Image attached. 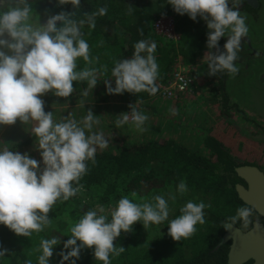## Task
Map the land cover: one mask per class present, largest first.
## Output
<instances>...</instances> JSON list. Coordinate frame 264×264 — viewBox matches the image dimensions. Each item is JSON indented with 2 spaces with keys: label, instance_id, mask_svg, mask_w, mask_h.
<instances>
[{
  "label": "clouds",
  "instance_id": "obj_1",
  "mask_svg": "<svg viewBox=\"0 0 264 264\" xmlns=\"http://www.w3.org/2000/svg\"><path fill=\"white\" fill-rule=\"evenodd\" d=\"M242 3L244 0H167L175 13L186 14L194 22L198 17L205 21L209 76L224 71L235 75L239 71L235 62L248 35L245 17L239 9ZM58 4H71L77 9L81 0H58ZM31 12L29 0H0V125H14L18 120L22 124L35 121L32 132L38 139L36 150L40 156L37 160L28 152L0 149V225L24 237L43 231L51 222L48 214L53 206L83 189L80 181L88 172L87 162L95 164L97 149L108 147L102 132H92L99 120L91 109L82 121L83 126L71 119L55 122L52 111H45L42 99L49 92L57 97H69L76 81L86 80L91 89L97 86L96 69L77 70V60L92 63L95 59L90 56L81 29L85 24L94 29L96 16L106 15L107 7L86 14L79 21L71 18L74 12L61 11L50 15L44 24H34ZM223 37L227 39L221 48L219 42ZM156 49L155 41L136 42L132 57L114 64L111 75L115 86L109 79L104 81L107 93L156 94L159 76ZM179 65L192 66L178 61L175 69ZM189 72L195 81L192 71ZM129 108L130 112L120 114L117 127L131 122L137 130L144 131L148 116L138 111L135 104ZM187 190L182 180L177 192L182 195ZM154 200L155 203L137 204L122 197L111 211V219L103 214V206L87 211L71 227V235L58 253L55 250L61 244L60 238L41 240L38 264H51L54 253L60 257L59 264H77L85 248L92 249L97 261L111 264L110 256L125 251L124 247L114 245L122 232H131L137 222H142L146 229L168 220V201L160 195ZM205 208L203 202H187L180 209L181 215L168 222V235L174 241L190 238L197 231L196 226L204 224ZM251 215L250 207H240L230 218L231 223L240 220L247 227ZM7 251L0 246V257Z\"/></svg>",
  "mask_w": 264,
  "mask_h": 264
},
{
  "label": "trees",
  "instance_id": "obj_2",
  "mask_svg": "<svg viewBox=\"0 0 264 264\" xmlns=\"http://www.w3.org/2000/svg\"><path fill=\"white\" fill-rule=\"evenodd\" d=\"M29 4L34 24H44L50 15L61 11L74 12L71 18L79 21L85 19L86 14L91 15L99 8L107 7L106 15L96 16L94 29H90L87 24L81 29L83 38L89 44L90 56L95 59L92 63L77 60V70L96 69L99 84L108 79L114 80L111 73L115 62L131 58L136 42L144 39L156 42L155 56L159 65L156 94L125 92L105 97L103 88L98 93L96 90V99L92 100V103L100 107L107 106L116 95L126 105L153 100L171 77L178 61L193 65L199 55L205 54L208 57V29L205 21L198 17L194 22L186 14L181 16L175 13L167 0H150L142 4H139V0H81L77 9L71 4L60 5L58 0H29ZM242 4L245 6L243 10H250L246 2ZM161 16L175 17L176 30L180 35L177 44L166 43L155 33L153 23ZM220 43L222 48L223 38ZM218 73L222 83L221 97L224 99L223 111L218 117L221 118L223 127L221 133L215 134L212 130L208 132L209 135L203 140L205 154H199L174 139L151 140L141 144L127 142L117 153L111 150L96 152L95 164L87 162L88 172L80 181L83 185L80 193L67 201H58L50 211L51 224L57 218L60 219L55 229L44 228L30 237L17 236L10 230H0V246L8 250L4 257H0V264H27L28 261L38 264L41 240L53 236L60 238L61 244L55 250L58 253L63 242L71 235V227L87 211L103 206V214L111 219V211L120 198L126 196L134 203L143 204V198H147L148 203H155L154 197L157 195L163 196L170 207L175 206L174 211L169 214L167 221L159 225H151L145 229L142 222H137L131 232H122L114 245L117 248L124 247L125 251L119 256H110L111 264H228L231 242L223 244L218 250L216 248L227 232L226 224L244 227L242 221L237 220L232 224L230 218L236 215L238 208L249 207L238 196L236 187L243 181L236 170L242 166H257L264 171V146L248 142L243 137L244 142L237 143L230 136L233 128L222 119L229 115L230 107L236 109L235 105L230 106V97L226 94V79L232 74L226 71ZM112 84L114 87L115 84ZM73 87V93H79L88 88V83L86 80L76 81L73 82ZM42 99L47 112L59 97L49 92ZM89 109L95 110L96 106H87L81 110L86 115L85 111ZM55 117L57 121L59 117L56 112ZM3 126L5 125H0ZM233 131V138L237 139L240 134ZM34 145H38V139L31 131L27 138L21 139L11 150L34 149ZM182 180L187 184L188 190L181 195L177 192V186ZM172 195L176 197L174 200L169 198ZM83 196L88 200L84 204L81 200ZM189 201L203 202L206 205L205 222L196 226L197 231L190 238L174 241L168 235V222L181 215L180 209ZM53 210L59 214H54ZM67 212L69 216L65 220ZM255 216L257 214L252 209L250 224ZM59 259L54 253L51 264H59ZM77 264L102 262L94 258L92 249L85 248Z\"/></svg>",
  "mask_w": 264,
  "mask_h": 264
},
{
  "label": "rangeland",
  "instance_id": "obj_3",
  "mask_svg": "<svg viewBox=\"0 0 264 264\" xmlns=\"http://www.w3.org/2000/svg\"><path fill=\"white\" fill-rule=\"evenodd\" d=\"M149 1L150 0H139V4ZM242 16L245 17V22H248L249 17L247 18V15ZM250 17L251 19H253V17L259 19V23L251 22L253 28L251 37L259 40L261 37L264 38V9L255 14V16L252 14ZM178 42H176V44ZM166 43L175 42L166 41ZM256 49L259 52L261 51V48ZM252 62L256 65L255 68L245 67L242 65L241 61L236 62L239 68L238 73L226 79L228 82L226 94L230 97V106L235 105L236 109L234 110V108L229 106L231 111L229 115L223 117L222 120L231 125L233 130L239 132L240 136L235 139L233 138L234 131L230 130V136H232V139L236 140L237 143L244 142L241 138L243 137L247 139L248 142L258 143L264 146V58H259ZM191 71L198 83L194 86L193 94H189L191 98H187L189 100L186 102L184 108L179 105L180 100L170 99L164 102H158V104L163 106L162 109L150 110V106H147L149 110H147L148 114H146L148 120L143 126L144 131L137 130L131 122L117 127L116 121L121 118L120 114L130 112L129 106L121 103L117 95L113 97L114 100L111 101L112 103L110 102L111 104L109 103L107 106L100 107L92 103V100H95L97 96L96 90L98 93L99 89L105 88L104 83H98L94 89L88 87L82 92L73 93V95L67 98L59 97L58 101L51 106L52 109H49V111H52L55 122L71 119L76 122L79 121L80 123L78 122V124L83 126L82 121L88 111H85L86 115H84L81 109L87 106H93V108L96 106V109L92 111L95 115L98 114L96 118L99 120V124L93 126L92 132H102L108 140V147L103 149V151L111 150L117 153L127 142L141 144L151 140L174 139L187 148L194 149V151L199 154H205L203 140L209 135L208 132L210 130L215 134L222 132L223 125L220 122L221 118H219L223 111L224 103V99L221 97L222 83L219 73L215 76L208 75V57H205V54L199 55L198 59L191 66ZM111 82L114 83V80ZM104 91V96H109L106 88ZM85 92L89 95H85ZM99 97L102 98V96ZM182 99L183 98H181V101ZM174 101L177 107L175 113H177L179 118H177V120H169L167 114L170 113H167L168 111L165 107L168 103H174ZM150 102L152 101L150 100L145 104H150ZM141 104H136L135 106ZM55 112L59 117L57 121ZM35 126V121L22 124L18 120L14 125L0 127V148H6L8 150L13 149L21 139L27 138L28 135H30ZM36 147H38V145H34V149L24 148L18 151L21 153L28 152L33 158L39 160L40 156ZM100 150L101 149L98 148L97 152ZM85 197L86 196H83L81 199L83 204L88 201L85 200ZM146 202L148 203L147 198H143V203ZM150 202L152 203V201ZM174 207L175 206H169V214L174 211ZM64 210L67 211V209ZM51 213L52 212L48 215L52 222V218L50 217ZM53 213L59 214V212L54 210ZM68 216L67 212L64 219L68 220ZM59 221L60 219L57 218L52 224L50 222L45 228L55 229ZM1 229L5 231L9 230L7 227L0 225V230Z\"/></svg>",
  "mask_w": 264,
  "mask_h": 264
},
{
  "label": "water",
  "instance_id": "obj_4",
  "mask_svg": "<svg viewBox=\"0 0 264 264\" xmlns=\"http://www.w3.org/2000/svg\"><path fill=\"white\" fill-rule=\"evenodd\" d=\"M249 1L257 6L256 0ZM236 172L239 178L246 183V187L243 185L237 187L239 198L264 219V171L255 166H242ZM226 225L227 232L216 250L223 244L231 242L228 264H247L249 262L264 264V225L255 224L248 231L233 225L230 227Z\"/></svg>",
  "mask_w": 264,
  "mask_h": 264
},
{
  "label": "built area",
  "instance_id": "obj_5",
  "mask_svg": "<svg viewBox=\"0 0 264 264\" xmlns=\"http://www.w3.org/2000/svg\"><path fill=\"white\" fill-rule=\"evenodd\" d=\"M155 33L170 42H178L180 35L176 30V20L174 16H161L153 23ZM195 81L186 71L184 66H177L170 79L161 87L159 97L177 100L182 96L193 94Z\"/></svg>",
  "mask_w": 264,
  "mask_h": 264
},
{
  "label": "flooded vegetation",
  "instance_id": "obj_6",
  "mask_svg": "<svg viewBox=\"0 0 264 264\" xmlns=\"http://www.w3.org/2000/svg\"><path fill=\"white\" fill-rule=\"evenodd\" d=\"M256 1H257V6L253 5V2H250L249 0H244V2H246V4L250 7L249 11L243 10V8H245V6L243 4L239 5L240 14L241 15H247L246 17L247 18L249 17V19H248V22H246V25L248 27V35L242 41L241 49L238 53L237 62L241 61L242 65H244L245 67H250V68H255V66H256L252 62L253 60H258L259 58H264V54H263L264 53V38L261 37L259 40V39H254L251 37V34L253 33V28L251 26V22L259 23V19L255 18V17H253V19H251L250 16H252V14H253V16H255V14L259 13L260 11H263V9H264V0H256ZM251 20H253V21H251ZM226 39H227V37H223L224 43L226 42ZM220 46H221V43H220ZM256 48H261V51L260 52L257 51ZM255 167H257V166H255ZM238 185H243L246 187V183H244V182H241ZM238 185H237V187H238ZM237 187H236V189H237ZM255 224H263L264 225V219L257 215L254 217V221L252 222V224H249L247 227H245V226L242 227V230L248 231L251 228H253Z\"/></svg>",
  "mask_w": 264,
  "mask_h": 264
},
{
  "label": "crops",
  "instance_id": "obj_7",
  "mask_svg": "<svg viewBox=\"0 0 264 264\" xmlns=\"http://www.w3.org/2000/svg\"><path fill=\"white\" fill-rule=\"evenodd\" d=\"M185 69L186 70H191V66L188 68V67H185ZM195 83H198L197 82V80H196V78H195ZM196 85V84H195ZM199 94H200V92H199ZM181 98H183L182 99V101H181ZM187 98H191V96L190 95H185V97L184 96H182V97H180L179 99H177V100H180L179 101V105L182 107V108H184V106H185V104H186V102L189 100V99H187ZM152 102H150V104L148 103V104H141V105H139V106H136V108H137V110L138 111H140V112H142L143 114H148V107L147 106H150V110L152 109H162L163 108V106H161L160 104H158V102H160V101H162V102H164V101H167V99H165V98H163V97H159V96H157L155 99H153V100H151ZM193 101V100H192ZM194 102V101H193ZM175 104H176V102L174 101V103H168L167 105H166V107H165V109H167V113H170V114H167L168 115V119L169 120H177V118H179L178 116H177V113H175L176 112V106H175ZM136 105V104H135ZM127 106H129V105H127ZM148 110V111H147ZM130 111H131V109H130ZM152 113H153V111H152Z\"/></svg>",
  "mask_w": 264,
  "mask_h": 264
}]
</instances>
